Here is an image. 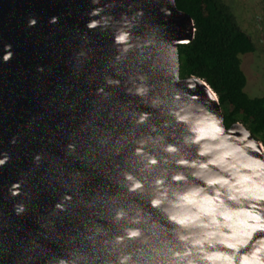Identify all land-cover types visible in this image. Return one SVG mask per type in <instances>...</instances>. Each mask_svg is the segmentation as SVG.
<instances>
[{
    "label": "water",
    "instance_id": "95a60500",
    "mask_svg": "<svg viewBox=\"0 0 264 264\" xmlns=\"http://www.w3.org/2000/svg\"><path fill=\"white\" fill-rule=\"evenodd\" d=\"M194 36L176 0H0V264H264V145Z\"/></svg>",
    "mask_w": 264,
    "mask_h": 264
},
{
    "label": "trees",
    "instance_id": "16d2710c",
    "mask_svg": "<svg viewBox=\"0 0 264 264\" xmlns=\"http://www.w3.org/2000/svg\"><path fill=\"white\" fill-rule=\"evenodd\" d=\"M195 24L194 39L179 46L181 75L203 78L218 94L230 126L244 123L264 145V97L245 91L240 56L254 50L232 8L223 0H176Z\"/></svg>",
    "mask_w": 264,
    "mask_h": 264
},
{
    "label": "rangeland",
    "instance_id": "374dc122",
    "mask_svg": "<svg viewBox=\"0 0 264 264\" xmlns=\"http://www.w3.org/2000/svg\"><path fill=\"white\" fill-rule=\"evenodd\" d=\"M234 9L238 23L242 29L248 30L250 33L257 37V9L264 7V0H225ZM258 37H263L259 34ZM241 67L246 75L247 83L245 91L249 96H259V59L258 55L245 54L241 55ZM251 67V70L249 71Z\"/></svg>",
    "mask_w": 264,
    "mask_h": 264
},
{
    "label": "flooded vegetation",
    "instance_id": "af4514ba",
    "mask_svg": "<svg viewBox=\"0 0 264 264\" xmlns=\"http://www.w3.org/2000/svg\"><path fill=\"white\" fill-rule=\"evenodd\" d=\"M226 4H228L225 0H223ZM231 8L232 6L230 4H228ZM233 12L234 9L232 8ZM235 14V13H234ZM236 16V14H235ZM237 18V17H236ZM256 19H257V30H258V35L262 34L263 37H254V35L252 33H250L248 30H245V32L250 36L253 44H254V50L248 53H244L242 55L245 54H255L258 55V59H259V90H260V94L259 96H263L264 97V7L257 9V14H256ZM238 21V20H237ZM244 30V29H243ZM251 70V67L249 69V71Z\"/></svg>",
    "mask_w": 264,
    "mask_h": 264
}]
</instances>
